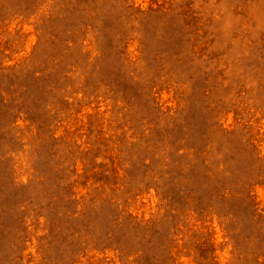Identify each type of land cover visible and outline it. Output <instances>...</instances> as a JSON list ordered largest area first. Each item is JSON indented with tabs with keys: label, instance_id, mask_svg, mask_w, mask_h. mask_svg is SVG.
I'll use <instances>...</instances> for the list:
<instances>
[{
	"label": "rangeland",
	"instance_id": "rangeland-1",
	"mask_svg": "<svg viewBox=\"0 0 264 264\" xmlns=\"http://www.w3.org/2000/svg\"><path fill=\"white\" fill-rule=\"evenodd\" d=\"M0 264H264V0H0Z\"/></svg>",
	"mask_w": 264,
	"mask_h": 264
}]
</instances>
